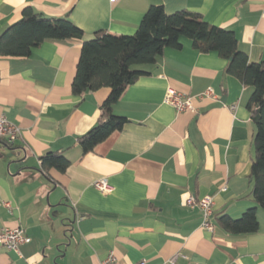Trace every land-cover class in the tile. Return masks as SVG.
<instances>
[{
    "label": "crops",
    "instance_id": "obj_1",
    "mask_svg": "<svg viewBox=\"0 0 264 264\" xmlns=\"http://www.w3.org/2000/svg\"><path fill=\"white\" fill-rule=\"evenodd\" d=\"M187 9L234 32L249 61L264 59V0H0V34L31 5L46 17H68L82 38L45 40L26 57L0 55V115L18 126L0 140V227L20 226L30 241L0 246V264H264V209L253 198L250 163L252 87L224 71L216 52L191 40L165 47L148 74L113 106L126 118L93 150L77 138L97 123L109 87L75 95L71 83L80 47L95 31L135 32L150 5ZM171 87L193 96L195 110L163 101ZM211 87L217 98L197 97ZM62 151L64 172L40 169V156ZM105 177L112 190L93 181ZM213 197L214 229L201 227L192 196ZM255 207L259 228L229 234L217 217ZM176 255L174 262L170 258Z\"/></svg>",
    "mask_w": 264,
    "mask_h": 264
},
{
    "label": "trees",
    "instance_id": "obj_2",
    "mask_svg": "<svg viewBox=\"0 0 264 264\" xmlns=\"http://www.w3.org/2000/svg\"><path fill=\"white\" fill-rule=\"evenodd\" d=\"M83 35V30L68 17H46L26 5L20 19L0 34V55L26 57L45 40L80 39ZM182 37L189 38L192 47L200 52H216L226 60L225 73L253 88L248 102L255 128L249 176L253 198L264 209V59L249 61L232 30L208 23L198 12L181 9L167 13L163 5L153 4L134 33L99 30L83 40L71 83L72 93L80 95L102 86L110 90L100 106L97 123L78 136V144L83 153L89 152L122 129L127 120L115 114L113 106L129 85L148 74L147 70L133 68V64L155 63L165 47L180 48ZM69 163L62 151H47L40 156V169L46 174L51 168L64 172ZM217 223L234 235L253 233L259 228L255 207L247 208L237 218L222 214Z\"/></svg>",
    "mask_w": 264,
    "mask_h": 264
},
{
    "label": "built area",
    "instance_id": "obj_3",
    "mask_svg": "<svg viewBox=\"0 0 264 264\" xmlns=\"http://www.w3.org/2000/svg\"><path fill=\"white\" fill-rule=\"evenodd\" d=\"M197 97H209L217 98L211 87L205 89ZM163 101L169 105H172L177 111L195 110L193 105V96L184 94L171 87H168ZM20 134L18 126L11 123L4 114L0 115V140L5 139L7 142H12ZM92 185L102 193H109L112 190V186L109 184L105 177L98 178L93 181ZM187 205L196 204L201 212V227L212 231L214 229V206L213 197L210 194H206L198 199L189 196L185 200ZM30 241V237L25 234V231L20 226L15 227H0V246H3L7 250L19 251V246L22 243ZM176 255L170 258L171 262H174ZM101 264H118L117 257L110 251L108 255L102 260Z\"/></svg>",
    "mask_w": 264,
    "mask_h": 264
},
{
    "label": "rangeland",
    "instance_id": "obj_4",
    "mask_svg": "<svg viewBox=\"0 0 264 264\" xmlns=\"http://www.w3.org/2000/svg\"><path fill=\"white\" fill-rule=\"evenodd\" d=\"M141 64H133V68H137V67H139Z\"/></svg>",
    "mask_w": 264,
    "mask_h": 264
}]
</instances>
